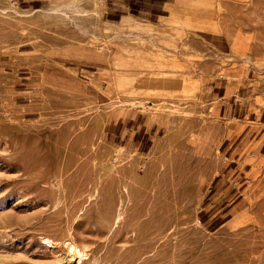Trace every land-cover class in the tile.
Masks as SVG:
<instances>
[{"label": "rangeland", "instance_id": "374dc122", "mask_svg": "<svg viewBox=\"0 0 264 264\" xmlns=\"http://www.w3.org/2000/svg\"><path fill=\"white\" fill-rule=\"evenodd\" d=\"M263 191L264 0H0V264H264Z\"/></svg>", "mask_w": 264, "mask_h": 264}, {"label": "bare ground", "instance_id": "6f19581e", "mask_svg": "<svg viewBox=\"0 0 264 264\" xmlns=\"http://www.w3.org/2000/svg\"><path fill=\"white\" fill-rule=\"evenodd\" d=\"M220 4V3H219ZM217 8H220L219 7V5H218V7ZM222 8V7H221ZM127 18V17H126ZM162 20H165V19H162ZM159 23H161V20H160V22ZM125 24V23H124ZM161 24H163V23H161ZM141 25V24H140ZM164 25V24H163ZM129 26V25H128ZM125 27V26H124ZM138 27V26H137ZM165 27V26H164ZM164 27H162V28H164ZM126 28V27H125ZM136 29V28H135ZM164 48H166V47H164ZM170 49V47L168 48V50ZM171 50H173V48L171 49ZM171 52V51H170ZM173 52V51H172ZM127 78V77H126ZM123 79V78H122ZM126 80V79H125ZM185 80V79H184ZM183 80V81H184ZM129 81V80H128ZM189 83V82H188ZM125 84V83H124ZM128 84V83H127ZM191 84H192V82H191ZM184 85V84H183ZM193 86V85H192ZM191 87V86H190ZM134 91V90H133ZM191 91V90H190ZM152 119V118H151ZM153 120H154V118H153ZM150 125V124H149ZM151 126V125H150ZM88 135V134H87ZM90 136V135H89ZM204 153H205V151H203ZM210 153V152H209ZM209 153H206V154H209ZM203 154V153H202ZM210 155V154H209ZM209 155H207V156H209ZM206 156V157H207ZM251 162H252V165H253V172H252V176H253V178H254V180H258L259 178H258V176H257V174L261 171L260 169L262 168L261 167V162L258 160V159H251ZM191 167V166H190ZM198 169V168H197ZM201 169V168H200ZM195 170V169H194ZM260 170V171H259ZM189 172H191V171H189ZM201 173V172H200ZM174 174H175V172H174ZM197 174V173H196ZM198 175H199V172H198ZM197 175V176H198ZM200 176H198V178H199ZM193 178H195V176L193 177ZM201 178V177H200ZM196 179V178H195ZM193 180V179H192ZM197 180V179H196ZM200 181H201V179H200ZM174 182V181H173ZM179 182V181H178ZM193 182H195V180L193 181ZM199 182V181H198ZM181 184V183H180ZM194 184H198V183H194ZM174 185V184H173ZM176 185V184H175ZM261 186V185H260ZM263 186V185H262ZM127 187V186H126ZM194 187H196L195 185H194ZM193 187V188H194ZM125 188V187H124ZM262 188V190H263V187H261ZM128 189V188H127ZM177 188H175V190H176ZM196 188H194V190H195ZM255 189V188H254ZM257 189V188H256ZM126 190V189H125ZM174 192V191H173ZM193 192V191H192ZM254 192V191H253ZM264 192V191H263ZM177 193V192H176ZM175 193V194H176ZM123 194L124 193H122V196H123ZM174 194V193H173ZM175 194H174V196H175ZM254 194H256V193H254ZM263 194V193H262ZM125 195V194H124ZM263 196V195H262ZM261 195L260 196H258V195H256V197H255V199L251 202V205L252 206H256L258 203H259V200H260V198L262 197ZM124 198H126L125 196H123ZM252 198H254L253 197V195H252ZM264 198V197H263ZM122 199V198H121ZM129 199V198H128ZM121 202V207L123 208L122 210H124L125 209V207H126V205L128 204L127 203V199H126V202H125V199L124 200H120ZM123 203V204H122ZM131 203V202H130ZM119 204V203H118ZM119 206V205H118ZM119 206V207H120ZM130 206V205H129ZM261 206V205H260ZM259 207V206H258ZM253 208V207H252ZM255 208V207H254ZM150 209V208H149ZM119 210V209H118ZM121 210V211H122ZM120 211V210H119ZM260 212H262L263 211V209L261 208L260 210H259ZM256 212V211H255ZM260 212H259V214H260ZM124 213H126V212H124ZM121 214V213H120ZM119 215V214H118ZM118 215H117V217L116 218H118ZM262 215V214H261ZM264 215V214H263ZM119 216H121V215H119ZM253 216V215H252ZM255 216V215H254ZM143 217H145V216H143ZM143 217L141 216V219H143ZM120 218V217H119ZM146 218V217H145ZM144 218V219H145ZM151 218V217H150ZM150 218H147V219H149V220H147V219H143V223L140 225V227H139V230H142L143 228H144V226L145 225H149V221H150ZM257 218V217H256ZM255 218V219H256ZM140 219V218H139ZM261 219V218H260ZM137 221V220H136ZM153 221V220H152ZM256 221H257V219H256ZM261 221V220H260ZM154 224V223H153ZM152 225V224H151ZM253 225V224H252ZM129 226V225H128ZM154 226V225H153ZM153 226H151V228L153 227ZM247 226V225H246ZM257 227V228H259V230L261 229V223H257V222H255V225H254V227ZM155 227V226H154ZM250 227V226H249ZM263 227H264V225H263ZM245 228V227H244ZM250 229V228H249ZM254 230V229H253ZM143 231V230H142ZM243 231H245V230H243ZM250 231H252V229L250 230ZM258 231V230H257ZM260 231H262V229L260 230ZM133 232H131V234H132ZM136 234H134L133 235V237L135 236ZM136 237V236H135ZM138 237H139V235H138ZM44 240V242H47V243H51V241H50V239L49 238H44L43 239ZM46 244V243H45ZM47 246V245H46ZM53 246V245H52ZM78 247H76V246H73L72 247V249H74V251H76L78 254H81V251L80 250H78L77 249ZM71 251V250H70ZM76 253V254H77ZM75 254V253H74ZM75 254V255H76ZM83 255V254H82ZM84 256V255H83ZM82 257V256H81Z\"/></svg>", "mask_w": 264, "mask_h": 264}, {"label": "crops", "instance_id": "0c3cea01", "mask_svg": "<svg viewBox=\"0 0 264 264\" xmlns=\"http://www.w3.org/2000/svg\"><path fill=\"white\" fill-rule=\"evenodd\" d=\"M176 0H129L130 8L135 7V11H142V9L150 10V13L154 17H164V12H168V8Z\"/></svg>", "mask_w": 264, "mask_h": 264}, {"label": "trees", "instance_id": "16d2710c", "mask_svg": "<svg viewBox=\"0 0 264 264\" xmlns=\"http://www.w3.org/2000/svg\"><path fill=\"white\" fill-rule=\"evenodd\" d=\"M155 1H162V0H155Z\"/></svg>", "mask_w": 264, "mask_h": 264}]
</instances>
